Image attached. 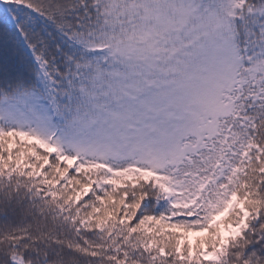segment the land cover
I'll list each match as a JSON object with an SVG mask.
<instances>
[{
	"label": "snow or ice",
	"instance_id": "snow-or-ice-1",
	"mask_svg": "<svg viewBox=\"0 0 264 264\" xmlns=\"http://www.w3.org/2000/svg\"><path fill=\"white\" fill-rule=\"evenodd\" d=\"M0 264H264V0H0Z\"/></svg>",
	"mask_w": 264,
	"mask_h": 264
}]
</instances>
